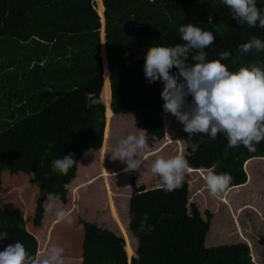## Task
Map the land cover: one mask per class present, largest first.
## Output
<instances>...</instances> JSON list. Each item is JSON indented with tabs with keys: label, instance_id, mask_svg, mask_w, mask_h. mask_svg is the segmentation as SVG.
<instances>
[{
	"label": "trees",
	"instance_id": "trees-1",
	"mask_svg": "<svg viewBox=\"0 0 264 264\" xmlns=\"http://www.w3.org/2000/svg\"><path fill=\"white\" fill-rule=\"evenodd\" d=\"M101 2L108 71V81L104 78L103 85L101 21L93 0H0V171H21L35 184L30 216L35 226L40 225L49 194L66 201V184L77 172L83 150L97 149L100 144L103 148V136H107L104 107L106 119L118 112L131 113L133 127L143 129L148 138L163 135V82L149 83L144 75V55L149 46L184 43L178 29L192 23L215 36L213 45L204 49L206 59H219L221 52L229 51L230 57L221 62L230 71L242 65L264 66V51L253 49L244 56L238 53L239 46L253 37L264 41V28L239 24L222 0ZM256 6L264 14V0H256ZM170 71L177 72L175 68ZM99 91L106 104L102 101L86 106L88 94L100 99ZM178 137L184 142L181 154L191 169L213 168L216 173H228L232 176L228 187L245 181L242 164L248 158L264 156V141L256 145L255 152L243 145L229 148L223 134L216 139L202 134L189 138L182 124ZM192 143L199 145L195 153ZM105 145L107 149V137ZM69 153L76 163L67 175L53 171L52 162ZM109 166L108 170L116 167ZM133 176L126 183L132 187L127 197L126 231L109 196L113 218L124 230L125 250L111 216L108 226L79 218L80 264H257L251 260L250 245L235 230L228 242L204 245L211 211L204 209V217L200 214L196 203L188 199L186 181L180 189L166 191L161 183L135 185ZM99 178H79L75 186ZM118 188L122 189L120 185ZM122 191H112V195ZM221 199L226 202L225 197ZM0 232L8 233L7 239H0V251L19 241L35 257L36 238L25 228L17 207L0 206ZM128 237L136 253L129 258L126 254L133 248ZM257 242L264 247V234Z\"/></svg>",
	"mask_w": 264,
	"mask_h": 264
},
{
	"label": "clouds",
	"instance_id": "clouds-1",
	"mask_svg": "<svg viewBox=\"0 0 264 264\" xmlns=\"http://www.w3.org/2000/svg\"><path fill=\"white\" fill-rule=\"evenodd\" d=\"M222 4L230 10V14L239 24L246 23L250 27H256L258 24L264 28V14L257 8L256 0H222ZM101 5L103 7L102 3ZM178 33L184 43H176L171 47L151 45L144 55L145 78L149 83L157 80L163 82L161 97L164 101V113L174 116L183 125V130L189 138L202 134L216 139L218 135L223 134L229 148L243 145L249 152H255L256 145L264 141V66L259 63L242 65L238 70L230 71L226 64L221 62L230 57L229 51L221 52L219 59H206L207 53L204 49L213 45V32L188 23L181 25ZM253 49L264 51V41L253 37L239 46L238 53L244 56ZM173 68L177 70L175 74L170 71ZM88 95V107L103 101L100 96V99H97L94 94ZM147 143L148 136L144 131L128 134L120 138L111 149L110 159L121 160L126 166L123 171H131L127 173L132 176V171L140 170L146 155L156 152L155 149L140 156ZM198 147V144L192 143V153H195ZM73 157V154L69 153L54 160L53 171L67 175L76 163ZM190 171V164L182 154L169 158L161 156L151 164V172L161 181L160 186L166 191L180 189ZM32 177H35V173H32ZM204 179L209 193L216 196L228 188L232 176L228 173H216L210 168ZM49 199L51 202L45 211L53 213L58 223L71 225V214L56 203L59 197L49 194ZM144 219L147 220V214ZM7 238V232H0V239ZM133 252L135 255V251ZM63 253V247L51 244L46 249L45 258L37 261L21 242L16 241L0 251V264H64Z\"/></svg>",
	"mask_w": 264,
	"mask_h": 264
},
{
	"label": "rangeland",
	"instance_id": "rangeland-1",
	"mask_svg": "<svg viewBox=\"0 0 264 264\" xmlns=\"http://www.w3.org/2000/svg\"><path fill=\"white\" fill-rule=\"evenodd\" d=\"M93 1L96 13L99 15V20L101 21V16L97 7V0ZM99 54L103 61L102 55L104 53L101 49ZM104 71L105 70L102 72ZM99 96L101 97L100 94ZM103 112L104 125L108 123L107 149L105 145L106 143H104L103 148L101 145V147H98L97 149L89 147L83 150L77 162V172H75L74 177L66 184V201H56L58 207L65 209L71 214L73 220L71 225L58 223L57 221L53 223L56 219L55 215L46 212L45 210L41 217L40 225H33L30 216L33 212L32 206L34 205V198L37 192L35 184L30 182L27 175L21 171L13 173L8 172L7 170L0 171V206L18 208L20 215L25 222V228L31 231L36 238V250H40L37 254V251L35 250L34 259L37 261H42L45 258L44 254L46 249L51 244H57L64 248V264H80L82 228L79 218L92 220L99 226L110 225L111 221L109 216L113 218V215L110 210L111 202L109 201V196L112 201V206L116 208L121 224L126 231L127 197L132 190L131 184L126 185V183L129 182L130 179V173L127 172L131 171H123L126 166L121 160L110 159V151L120 138L128 134H138L144 130L133 127L131 113L118 112L115 115L110 116L109 119H106L105 109ZM162 121L164 128L163 135L160 138H148V143L142 156L157 149L161 144L167 141L170 142L164 144L155 154H151L145 158L140 170L132 171V174L134 175L133 180L136 181L135 185L144 183L143 185L149 186L161 183V181L151 172V164L158 157L162 156L164 158H169L175 155H181L182 149L184 150L183 140L177 137L181 123L171 114H162ZM107 161H109V163ZM109 164L117 167L115 170L111 171L112 173L108 170L111 168ZM242 168L245 171V181L241 184L228 187L225 191L216 196H212L209 193L205 183L204 177L209 168L198 167V169H191V171L185 176V181L188 186V199L196 203L200 214L203 217L204 209L211 211L209 227L204 237L205 246L230 241L233 230H235V221H239L241 228L237 230V233L240 234L243 231L245 236L242 237L249 241L251 245L250 257L252 258V254L256 253L255 257L257 259H264V247L257 242L256 238L260 235L258 230L264 231V226L259 225L264 221L260 218L261 216H264V205L257 204V196L264 190V157H250L242 164ZM102 169H105L107 174L103 175ZM95 174L96 176H100L99 181L97 179L96 181L89 182L93 179L91 178L88 180V183L86 181L79 185V188H76L75 183L77 179L89 178L91 175ZM144 175H146V177L149 175V177L146 179ZM25 185L27 186L25 187ZM118 185H120L122 189H119ZM115 186H117V188L113 189ZM107 190L110 191L109 194ZM122 190H124V192ZM112 191L115 193L122 191V193L120 195H112ZM221 197H225L226 202L223 201ZM247 198V202L238 204L230 203V201L241 202ZM261 198L262 196H260L259 199ZM50 202V199L47 198L44 202L45 209ZM114 223L119 228V234L124 239V247V230L120 228L116 221ZM128 239L133 248L131 250V255H133V241L129 237Z\"/></svg>",
	"mask_w": 264,
	"mask_h": 264
},
{
	"label": "crops",
	"instance_id": "crops-1",
	"mask_svg": "<svg viewBox=\"0 0 264 264\" xmlns=\"http://www.w3.org/2000/svg\"><path fill=\"white\" fill-rule=\"evenodd\" d=\"M97 7H98V11H99V13L101 14V10H102V5H101V1L100 0H97ZM57 76V75H56ZM164 114H166V113H164ZM145 150H143V152H144ZM159 151V150H158ZM158 151H156V152H158ZM142 152V153H143ZM155 152V153H156ZM142 153H140V156H142ZM264 157V156H263ZM146 158V157H145ZM145 158L143 159V161L145 160ZM117 167H114V168H112V170L110 169V172L111 171H113V170H115ZM112 173V172H111ZM145 177H146V175H144ZM144 176H142V177H144ZM149 177V175L146 177V179ZM141 179H143V178H141ZM140 179V180H141ZM260 196H262V198L261 199H259L260 198ZM247 200H248V198L247 199H245V200H242L241 202H237V201H230V203L231 204H238V203H243V202H247ZM257 204H259V205H264V190L262 191V192H260L259 194H258V196H257ZM228 211V210H227ZM30 213H31V210H30ZM22 218V217H21ZM261 218V220H264V216H261L260 217ZM22 220H23V218H22ZM24 221V220H23ZM259 225H261V226H264V221H263V223H260ZM233 227H234V225H233ZM241 228V224H240V222L239 221H235V231L237 232V230H239ZM258 232L260 233V234H264V231H259L258 230ZM253 234L255 235V233L253 232ZM238 235L239 236H245V234H244V232L242 231L240 234L238 233ZM259 236V235H258ZM257 236V237H258ZM256 237V238H257ZM246 239V238H245ZM246 241H248L247 239H246ZM248 244L250 245V243H249V241H248ZM250 251H251V245H250ZM37 254V253H36ZM253 255V259L251 258V260H252V262L253 263H257V264H261V262H264V259H262V258H256L255 257V255H256V253L255 254H252Z\"/></svg>",
	"mask_w": 264,
	"mask_h": 264
},
{
	"label": "water",
	"instance_id": "water-1",
	"mask_svg": "<svg viewBox=\"0 0 264 264\" xmlns=\"http://www.w3.org/2000/svg\"><path fill=\"white\" fill-rule=\"evenodd\" d=\"M100 16H101V26H100V32H101V34H100V45H101V50L103 51V55H102V58H103V70H105L104 72H102V77H103V79L106 77V79H107V81H108V71H107V68H106V63H107V61H106V58H105V50H104V36H103V34H104V31H103V22H104V20H103V16H102V14H100ZM108 98H110V95H109V86H108ZM108 103H107V105H108V107H109V99H108V101H107ZM104 135V134H103ZM131 253H129V255H130ZM127 255V254H126ZM129 255H127V257L129 258ZM135 255H136V253H135Z\"/></svg>",
	"mask_w": 264,
	"mask_h": 264
},
{
	"label": "bare ground",
	"instance_id": "bare-ground-1",
	"mask_svg": "<svg viewBox=\"0 0 264 264\" xmlns=\"http://www.w3.org/2000/svg\"><path fill=\"white\" fill-rule=\"evenodd\" d=\"M103 83H104V80H103ZM103 83H102V85H103ZM101 89H102V86H101ZM100 91H101V90H100ZM104 104H106L105 101H104ZM105 123H106V121H105ZM106 125H107V130H108V123H107ZM103 134H104V131H103ZM106 137H107V136H106ZM106 137L104 138V136H103V141H104V143H106ZM102 143H103V142H102ZM103 173L105 174L104 169H103ZM130 251H131V249H130ZM128 253H131V252L128 251Z\"/></svg>",
	"mask_w": 264,
	"mask_h": 264
}]
</instances>
